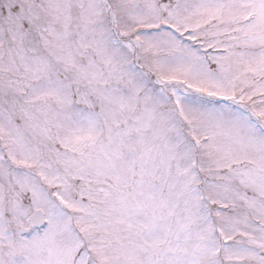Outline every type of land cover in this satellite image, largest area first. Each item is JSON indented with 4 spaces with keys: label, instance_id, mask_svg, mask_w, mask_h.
Returning a JSON list of instances; mask_svg holds the SVG:
<instances>
[{
    "label": "snow or ice",
    "instance_id": "1",
    "mask_svg": "<svg viewBox=\"0 0 264 264\" xmlns=\"http://www.w3.org/2000/svg\"><path fill=\"white\" fill-rule=\"evenodd\" d=\"M0 264H264V0H0Z\"/></svg>",
    "mask_w": 264,
    "mask_h": 264
}]
</instances>
